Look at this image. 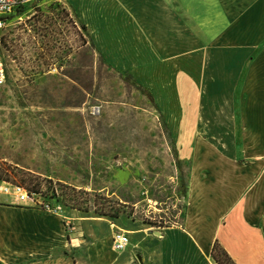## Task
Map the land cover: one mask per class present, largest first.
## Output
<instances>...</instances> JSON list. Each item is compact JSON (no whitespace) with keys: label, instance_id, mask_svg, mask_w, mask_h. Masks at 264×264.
I'll return each instance as SVG.
<instances>
[{"label":"crops","instance_id":"0c3cea01","mask_svg":"<svg viewBox=\"0 0 264 264\" xmlns=\"http://www.w3.org/2000/svg\"><path fill=\"white\" fill-rule=\"evenodd\" d=\"M67 3L99 55L154 96L189 165L184 215L160 227L0 196V264H216L215 243L264 264V0Z\"/></svg>","mask_w":264,"mask_h":264},{"label":"rangeland","instance_id":"374dc122","mask_svg":"<svg viewBox=\"0 0 264 264\" xmlns=\"http://www.w3.org/2000/svg\"><path fill=\"white\" fill-rule=\"evenodd\" d=\"M10 24L0 181L60 211L99 216L117 207L122 218L179 225L189 165L178 168L160 108L100 57L67 0H35Z\"/></svg>","mask_w":264,"mask_h":264},{"label":"built area","instance_id":"2783aa9c","mask_svg":"<svg viewBox=\"0 0 264 264\" xmlns=\"http://www.w3.org/2000/svg\"><path fill=\"white\" fill-rule=\"evenodd\" d=\"M34 1L35 0H0V88L6 84L7 79L6 62L3 54V52L6 50L2 43L4 30L7 27L8 20L12 16L19 13L22 9ZM54 190L55 192L57 191L56 188H54ZM0 196L10 197L15 203L19 205L40 207L41 209L52 213L60 212V206H56V204L53 206L46 204L40 200V194L29 192L23 186L11 182L0 181ZM128 243L129 239L127 234L121 230H117V232L112 237V246L117 252L124 251L128 246Z\"/></svg>","mask_w":264,"mask_h":264},{"label":"trees","instance_id":"16d2710c","mask_svg":"<svg viewBox=\"0 0 264 264\" xmlns=\"http://www.w3.org/2000/svg\"><path fill=\"white\" fill-rule=\"evenodd\" d=\"M17 14H19V13H17ZM82 28L83 29H86L84 27H82ZM2 43L4 45V41H2ZM92 45H93V43H92ZM100 57L103 60H105V58L102 55H100ZM119 74H120L121 80L125 84H128L130 82V80H131L132 83H133V85L135 86V88L142 95L146 96L149 99V101L154 105V107L156 108V110L159 111L158 105H157V103L155 101L154 96L150 92V90L147 87L143 86L141 83H139L134 78V76L132 75V73H124V72L119 71ZM174 158H175V162L177 163L178 168L180 169V165H181L182 161L179 159L178 154H175L174 155ZM27 190L29 192H33V191L29 190V189H27ZM187 190H188V183L186 182V180L184 178H181L180 185L178 187V194L180 196H182L183 198H185L186 195H187ZM112 211H114V212L113 213H110V212L109 213H103V214L102 213H99V216L113 218V219L114 218H119V215H118L119 214V212H118L119 210L117 209V207H114V209ZM211 257L215 261L216 264H234V262L232 261V259L226 253V251L218 243H215L213 245V248H212V251H211Z\"/></svg>","mask_w":264,"mask_h":264}]
</instances>
